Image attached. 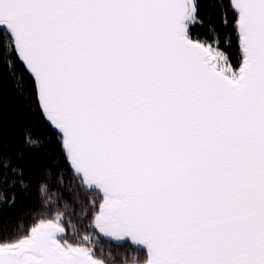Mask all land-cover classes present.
<instances>
[{
    "label": "snow or ice",
    "instance_id": "obj_1",
    "mask_svg": "<svg viewBox=\"0 0 264 264\" xmlns=\"http://www.w3.org/2000/svg\"><path fill=\"white\" fill-rule=\"evenodd\" d=\"M0 264H264V0H0Z\"/></svg>",
    "mask_w": 264,
    "mask_h": 264
}]
</instances>
